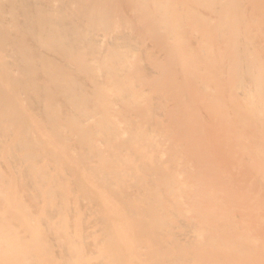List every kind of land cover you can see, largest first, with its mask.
Wrapping results in <instances>:
<instances>
[{
    "label": "bare ground",
    "instance_id": "obj_1",
    "mask_svg": "<svg viewBox=\"0 0 264 264\" xmlns=\"http://www.w3.org/2000/svg\"><path fill=\"white\" fill-rule=\"evenodd\" d=\"M0 264H264V0H0Z\"/></svg>",
    "mask_w": 264,
    "mask_h": 264
}]
</instances>
